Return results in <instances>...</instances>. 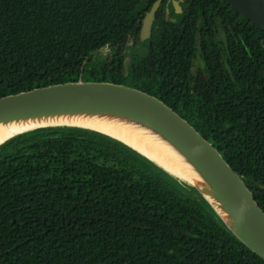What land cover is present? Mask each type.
Wrapping results in <instances>:
<instances>
[{"label":"trees","instance_id":"16d2710c","mask_svg":"<svg viewBox=\"0 0 264 264\" xmlns=\"http://www.w3.org/2000/svg\"><path fill=\"white\" fill-rule=\"evenodd\" d=\"M155 1L0 0V97L80 78L146 91L214 143L264 209V29L225 0H182L181 13L163 0L143 41ZM0 264L264 259L195 187L126 143L48 126L0 145Z\"/></svg>","mask_w":264,"mask_h":264},{"label":"water","instance_id":"95a60500","mask_svg":"<svg viewBox=\"0 0 264 264\" xmlns=\"http://www.w3.org/2000/svg\"><path fill=\"white\" fill-rule=\"evenodd\" d=\"M163 0H156L142 19L141 39L151 36L152 26ZM182 0H173L181 12ZM241 15L264 29V0H225ZM169 12V11H167ZM131 58L125 61L126 71ZM101 116L120 122H135L162 136L182 154L204 182L187 181L132 145L101 130L74 124L40 125L14 134L48 126H76L96 130L134 148L180 180L195 187L210 203L220 221L234 236L264 259V209L241 175L221 151L185 117L162 99L141 89L110 81H68L36 87L0 97V122L57 115ZM199 183V184H198ZM216 200L220 205L212 200Z\"/></svg>","mask_w":264,"mask_h":264},{"label":"bare ground","instance_id":"6f19581e","mask_svg":"<svg viewBox=\"0 0 264 264\" xmlns=\"http://www.w3.org/2000/svg\"><path fill=\"white\" fill-rule=\"evenodd\" d=\"M59 123L84 125L109 133L140 150L175 175L190 182H204L196 169L186 161V158L178 153L162 136L154 134L135 122L125 123L108 117L70 116L66 114L20 121H2L0 122V143L18 132L40 125ZM212 200L217 206L220 205L213 198Z\"/></svg>","mask_w":264,"mask_h":264},{"label":"rangeland","instance_id":"374dc122","mask_svg":"<svg viewBox=\"0 0 264 264\" xmlns=\"http://www.w3.org/2000/svg\"><path fill=\"white\" fill-rule=\"evenodd\" d=\"M145 40H147V38ZM145 40H143V41H145ZM139 42H140V40L137 41L136 44L139 45ZM133 43H134L133 37L128 36V38H123L121 42H118L117 44H115V47L124 46V45H132ZM108 51H109V48H104L101 51H99V55L100 54L106 55L108 53ZM97 56H98V53L95 54V57H97ZM197 67H201L200 62H198Z\"/></svg>","mask_w":264,"mask_h":264},{"label":"flooded vegetation","instance_id":"af4514ba","mask_svg":"<svg viewBox=\"0 0 264 264\" xmlns=\"http://www.w3.org/2000/svg\"><path fill=\"white\" fill-rule=\"evenodd\" d=\"M181 2V1H180ZM174 4V3H173ZM181 5V4H180ZM175 7V6H174ZM182 8V7H181ZM175 11H176V8H175ZM177 12V11H176ZM182 12V11H181ZM181 12H177V13H181ZM167 14H168V12H167ZM167 16H169V15H167ZM154 23V22H153Z\"/></svg>","mask_w":264,"mask_h":264}]
</instances>
